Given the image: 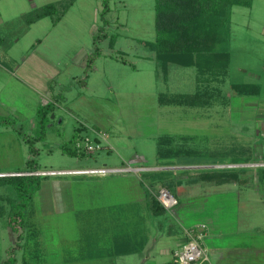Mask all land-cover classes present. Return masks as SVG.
<instances>
[{
  "label": "rangeland",
  "instance_id": "1",
  "mask_svg": "<svg viewBox=\"0 0 264 264\" xmlns=\"http://www.w3.org/2000/svg\"><path fill=\"white\" fill-rule=\"evenodd\" d=\"M30 1L36 8L53 4L54 10L27 25L22 14L29 11ZM104 1L107 10L101 14ZM153 18V0H0V176L26 171L29 159L36 169L53 172L131 169L47 175L33 193L0 184V264L55 258L58 240L73 237L72 212L90 207L86 195L109 204L143 197L148 174L168 155L155 144L157 137L176 140L178 158L171 161L188 174L157 171L148 190L155 200L158 188L173 192L201 173L264 167V0L232 7L226 74L208 85L206 106L166 103L192 94L197 74L194 65L169 64L165 73L158 70L155 53L143 46L154 41ZM213 69L220 71L219 66ZM45 105L51 112L31 157L22 138L38 135L36 111ZM93 131L106 136L98 139L100 149L76 157L61 151L62 144L72 148L74 140L81 142L80 136L92 140ZM227 188L203 183L189 190L201 189V196H208V210L221 205L219 199L229 201L222 205L246 214L244 222L256 218L263 229L264 197L239 185L221 196ZM15 215L34 223L30 228L24 222L22 240L12 231ZM153 235L157 244L171 246L165 225Z\"/></svg>",
  "mask_w": 264,
  "mask_h": 264
},
{
  "label": "crops",
  "instance_id": "2",
  "mask_svg": "<svg viewBox=\"0 0 264 264\" xmlns=\"http://www.w3.org/2000/svg\"><path fill=\"white\" fill-rule=\"evenodd\" d=\"M26 4L30 7L29 11L36 8L33 1ZM181 167L176 164L155 169L171 175H187L186 170L182 169L186 167ZM250 167L251 170L243 175H232L226 179L205 177L206 179L200 178L183 186L178 185L173 192L170 191L177 200V205L164 211V214H154L148 209L145 191L148 192L154 186L150 183L143 188V197L130 202L110 201L109 204L105 198L97 200L94 194L86 195L85 199L89 200L90 207L76 209L71 215L73 237L58 240L55 258L47 259L44 255L35 259L34 263L175 264L173 252L185 242V232L193 229L203 232L200 245L205 251L206 261L199 264H264V228L257 226L260 223L257 224L256 218L252 222L247 219L244 222L242 219L247 215L231 210L234 206L227 208L229 205H222V202H229L224 201L225 199L217 200L221 205L208 210L205 205L208 196H201V189L200 192L193 193L189 190L202 188L203 183L218 188L225 186L228 188L222 191L221 196H224L233 191L229 187L239 185L243 188L249 186L256 196L264 197V179L257 177L255 165ZM238 199L237 193L233 202L237 203ZM164 225L171 238V246L157 244L153 235V231L160 232ZM33 245L36 252V241ZM41 251L44 252L43 249ZM20 263L24 264L22 261ZM25 264L30 262L26 261Z\"/></svg>",
  "mask_w": 264,
  "mask_h": 264
},
{
  "label": "trees",
  "instance_id": "3",
  "mask_svg": "<svg viewBox=\"0 0 264 264\" xmlns=\"http://www.w3.org/2000/svg\"><path fill=\"white\" fill-rule=\"evenodd\" d=\"M235 6L249 7L250 0H153L155 38L153 42H145L143 46L155 53L154 61L160 72L162 71L165 73L169 64L180 67H190L194 65L197 74V86L195 91L189 95H179L182 98L179 97L166 101L168 105H183L189 107L208 105L210 99L203 97L208 92V85L217 81L221 82L226 74V65L229 61L227 43L229 40L230 13L232 7ZM52 10H54L53 4H47L22 14V17H26V23L30 25L51 14L52 12L50 11ZM106 10L107 6L104 1L101 14ZM61 12H63V10ZM58 20L59 17L56 21ZM211 66L213 68L217 67V70L220 69V71H216V69H213ZM163 76H165V74H163ZM200 77L202 78L199 79ZM235 87L234 85L230 86L232 89ZM50 112V106H40L36 111L38 135L34 138H22V141L28 147V153L31 157L37 154L33 148V144L44 136V129L47 124L45 118ZM75 142L74 140L72 148H68L65 144H62L60 146L61 151L71 157L83 155L84 152L75 147ZM155 144L161 146L162 149L168 153L167 156H164L166 160L161 166L158 165V167L176 165L171 161V157L176 158L178 156L176 155V157H174L179 150L176 140L172 137H157ZM174 151H176V153ZM246 163L248 162H244V164ZM26 166H29V169L26 171L11 173L18 175L0 176V184L11 185L18 193L20 189H27L29 192L31 191V193L35 192L39 188L40 179L45 178L47 175H32L34 172L43 171L35 168L33 159H29L26 162ZM238 171L240 172H235L233 168H229L220 172L212 171L201 173V179L205 177H209V179H226L230 178L232 175H243V171L240 169ZM25 173L27 175H25ZM256 173L258 174V178L264 179L263 167H256ZM148 177L150 184L155 180L157 181L156 172L151 173L150 176L148 174ZM162 185H164V183ZM145 192L148 196L146 202L148 209L154 214H164L163 208L154 198L150 197L149 191ZM29 218L24 219L18 215L14 216L15 223L12 231L16 234L18 240L23 239L26 233L25 225L27 223L30 224V228L34 226V223L26 221ZM17 229H19V232H17ZM30 235L36 234L31 232ZM21 261L24 264L26 263L24 259H21ZM14 263V259L11 260V262H4V264Z\"/></svg>",
  "mask_w": 264,
  "mask_h": 264
},
{
  "label": "built area",
  "instance_id": "4",
  "mask_svg": "<svg viewBox=\"0 0 264 264\" xmlns=\"http://www.w3.org/2000/svg\"><path fill=\"white\" fill-rule=\"evenodd\" d=\"M94 135V138L87 137V135L80 136L81 142L77 139L75 147L86 154H90L93 151L100 149V141L98 139H104L106 136L100 132H90ZM131 169H89V170H75V171H47L39 173V175H91V174H107L111 172H123ZM18 174H8L13 176ZM25 175H27L25 173ZM156 201L165 210L168 211L177 205L175 197L165 188H160L156 192ZM186 240L180 246L178 250L173 252V259L175 264H199L200 262L206 261V255L204 249L201 247L200 242L203 238V232L201 230L190 229L185 232Z\"/></svg>",
  "mask_w": 264,
  "mask_h": 264
}]
</instances>
